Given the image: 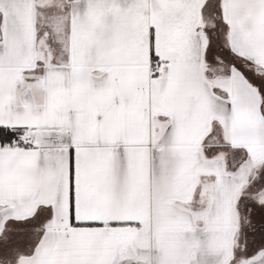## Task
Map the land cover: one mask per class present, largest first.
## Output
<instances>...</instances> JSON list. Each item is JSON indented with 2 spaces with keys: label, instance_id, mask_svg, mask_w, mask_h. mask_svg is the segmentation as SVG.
I'll use <instances>...</instances> for the list:
<instances>
[{
  "label": "snow or ice",
  "instance_id": "snow-or-ice-1",
  "mask_svg": "<svg viewBox=\"0 0 264 264\" xmlns=\"http://www.w3.org/2000/svg\"><path fill=\"white\" fill-rule=\"evenodd\" d=\"M0 264H264V0H0Z\"/></svg>",
  "mask_w": 264,
  "mask_h": 264
}]
</instances>
